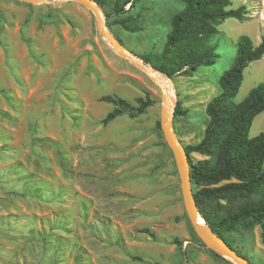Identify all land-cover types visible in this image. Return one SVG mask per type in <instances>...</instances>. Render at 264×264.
<instances>
[{"label":"rangeland","instance_id":"374dc122","mask_svg":"<svg viewBox=\"0 0 264 264\" xmlns=\"http://www.w3.org/2000/svg\"><path fill=\"white\" fill-rule=\"evenodd\" d=\"M115 1L100 8L110 32L139 61L163 49L173 16L184 9L180 0H140L131 10L129 4V14L141 13L143 30L134 33L116 24L126 14L114 12ZM241 6L246 20H226L211 41L216 63L168 80L184 146L203 139L207 105L220 94L240 37L262 41L264 0L233 1L232 8ZM149 78L101 37L80 4L0 0V264H231L194 233L161 129L162 91ZM261 83L264 57L245 70L232 101L242 102ZM106 97L135 107L148 97L154 103L142 115L127 112L104 125L116 108ZM179 101L184 115L176 118ZM263 132L264 112L250 137ZM225 237L251 264H264L260 226L239 225Z\"/></svg>","mask_w":264,"mask_h":264},{"label":"trees","instance_id":"16d2710c","mask_svg":"<svg viewBox=\"0 0 264 264\" xmlns=\"http://www.w3.org/2000/svg\"><path fill=\"white\" fill-rule=\"evenodd\" d=\"M93 1L103 8V0ZM139 1H115L114 12L126 14L116 24L128 32L143 30L139 25L141 13L131 15L126 11L127 5L131 4V10ZM180 1L184 9L173 16L163 49L138 56L145 65L173 82L178 77H193L201 67L214 65L218 54L211 41L219 33V26L231 18L241 22L247 18L245 6L232 8L234 0ZM107 26L110 28L109 23ZM117 39L124 45L120 38ZM263 57L264 36L259 45H255L247 35L240 37L235 62L219 81L220 94L207 105L209 122L203 139L185 146L201 215L221 238L246 259L225 237V233L239 225L260 226L264 242V132L250 137L254 120L264 112V83L253 88L242 102L234 103L232 100L242 87L245 70ZM104 100L116 106L102 120L104 125L127 112L132 117L142 115L154 103L150 97L140 101L138 107L122 99L106 97ZM183 115L179 101L175 117ZM193 153L208 159L195 163L191 157ZM175 244L183 243L176 241Z\"/></svg>","mask_w":264,"mask_h":264},{"label":"water","instance_id":"95a60500","mask_svg":"<svg viewBox=\"0 0 264 264\" xmlns=\"http://www.w3.org/2000/svg\"><path fill=\"white\" fill-rule=\"evenodd\" d=\"M30 5L52 2L54 0H20ZM80 4L82 7L90 11L96 20V24L101 37L109 43V45L117 52L119 56L127 60L143 73L147 69V65L142 61L137 62L133 54L129 53L124 45L110 32L102 10L93 0H68ZM156 71V70H155ZM157 72V71H156ZM159 73V72H158ZM150 79V78H149ZM157 85L154 79H150ZM162 97V113H161V129L165 141L171 150L176 168L179 174L181 193L187 217L191 223L195 235L204 246L215 253L223 260L231 264H251L248 259L241 256L227 241L221 238L201 215L195 192L192 184L190 158L186 147L181 143L174 127V107L172 108L166 101V91L161 90Z\"/></svg>","mask_w":264,"mask_h":264},{"label":"bare ground","instance_id":"6f19581e","mask_svg":"<svg viewBox=\"0 0 264 264\" xmlns=\"http://www.w3.org/2000/svg\"><path fill=\"white\" fill-rule=\"evenodd\" d=\"M137 62H140L136 59ZM145 73L151 78L154 79L157 83V86L162 90L164 89L166 91V101L167 103L173 108L175 103V96L172 91V87L168 79L164 78L161 74L157 73L153 69L147 67L145 70Z\"/></svg>","mask_w":264,"mask_h":264}]
</instances>
